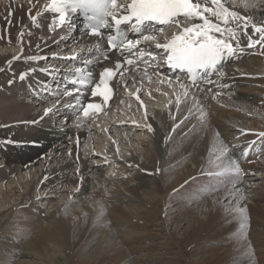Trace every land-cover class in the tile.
<instances>
[{"label":"bare ground","instance_id":"6f19581e","mask_svg":"<svg viewBox=\"0 0 264 264\" xmlns=\"http://www.w3.org/2000/svg\"><path fill=\"white\" fill-rule=\"evenodd\" d=\"M48 2L0 0V264H264V138L257 135L264 131V46L248 48L241 37L245 50L224 64L225 75L195 87L180 70L145 75L141 63L120 76L111 107L85 118L72 107L81 100L63 94L72 88L64 78H74L70 70L82 60H96L88 49L97 37L84 23L75 35L68 24H53ZM223 2L264 24V0ZM29 11L41 13L35 24ZM178 31L156 33V42ZM109 55L86 71L120 58ZM137 88L143 106L129 95ZM220 141L242 169L231 181L208 175L220 171ZM233 185L246 197L239 202L249 217L246 239L232 214Z\"/></svg>","mask_w":264,"mask_h":264},{"label":"snow or ice","instance_id":"6c2138e0","mask_svg":"<svg viewBox=\"0 0 264 264\" xmlns=\"http://www.w3.org/2000/svg\"><path fill=\"white\" fill-rule=\"evenodd\" d=\"M48 12L54 14L53 24L59 23L61 27L65 24L71 26L69 21V13L81 12L88 17V35L97 37V43L88 49L89 53H97L96 60L91 58L82 60L80 66L71 69L74 78L68 80V84L72 86L71 90L65 91L63 94L72 97L74 100H81V97L87 95L86 89L90 87L89 99L81 103H73L72 107L75 111L82 112L83 117L87 118L92 113L102 110L101 103H94L92 100L96 97H102L103 103H108L113 95L111 82L117 75V71L124 68L125 65L136 67L139 69L141 63L145 64L142 71L147 75L149 71L153 74L159 73L163 75L162 69L182 70L185 71L191 85L195 87L198 82H206L213 84V76L223 77L225 72L223 66L231 58L242 54L245 50L241 44V37H247L246 46L253 48L255 46H264V24L251 23L250 18L242 16L239 11L231 10L223 0H49L45 5ZM29 16L35 24L41 13L35 15L29 11ZM134 23H131L132 21ZM148 21L158 22L168 27H176L178 34H172L166 42H156L157 37L152 34L143 35L142 39L146 42L142 45L140 38H129L121 29L122 25L131 23V29L141 32V26ZM189 21H201L199 23ZM251 29V33L249 32ZM163 31V29H161ZM106 34V35H105ZM23 30L18 34V39L23 42ZM10 40V37H8ZM106 40L107 48L102 49L101 45ZM163 50V55L158 60L153 55L152 49ZM110 50H119L120 58L115 61L114 67H106L99 73L98 81L94 80L93 73L86 71L88 66L93 63L100 62L101 59H109ZM83 55V54H81ZM135 56V58H133ZM53 59H67L69 61L77 60V56L59 57L54 55ZM14 60L20 59L19 56ZM28 60H38V57H27ZM48 59V57H44ZM9 64L12 61L8 62ZM34 72L36 69H30ZM47 72V69H40ZM60 71H63L61 69ZM26 73L21 72L19 78L23 80ZM123 79V72L120 73ZM151 79V77H149ZM136 77H132L134 83ZM178 80V78H177ZM171 84V78L168 81ZM179 82V80H178ZM13 81H9L11 85ZM128 80H124L123 87L127 90ZM65 85V88L68 87ZM180 89L183 96L189 95V90L183 82H180ZM211 90V89H209ZM140 88L129 92L130 96L140 102ZM203 91V90H201ZM59 95V93L57 94ZM193 100L195 97L193 96ZM57 104L60 101L57 99ZM181 100L177 97L176 106L179 109ZM54 111L53 107L44 109V115L47 116ZM191 111V109H189ZM204 113H201L203 117ZM145 119L147 116L145 115ZM185 116L180 121L181 124L187 120ZM33 124L36 121L32 122ZM135 123V122H133ZM179 125H177L178 127ZM148 131H153L151 123L144 125ZM219 134L217 133V136ZM264 138V131L257 134ZM11 143V140L7 141ZM247 149L245 155H247ZM215 159L218 161L217 168L219 172H209L208 175H216L223 177L228 181L239 177L242 169L237 161L233 158L229 146L220 141L218 143ZM130 167L132 165H129ZM139 168V165H136ZM159 171V170H158ZM187 183V182H186ZM230 195L235 197V207L232 214L238 217L240 236L246 237L249 217L247 209L242 206L240 201H244L246 197L243 192L233 185ZM101 219L97 216V221Z\"/></svg>","mask_w":264,"mask_h":264},{"label":"rangeland","instance_id":"374dc122","mask_svg":"<svg viewBox=\"0 0 264 264\" xmlns=\"http://www.w3.org/2000/svg\"><path fill=\"white\" fill-rule=\"evenodd\" d=\"M78 32H76L75 34H77ZM31 72V71H30ZM53 84V83H52Z\"/></svg>","mask_w":264,"mask_h":264}]
</instances>
